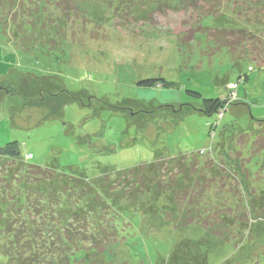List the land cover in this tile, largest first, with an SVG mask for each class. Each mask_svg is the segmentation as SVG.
<instances>
[{
    "label": "rangeland",
    "instance_id": "1",
    "mask_svg": "<svg viewBox=\"0 0 264 264\" xmlns=\"http://www.w3.org/2000/svg\"><path fill=\"white\" fill-rule=\"evenodd\" d=\"M57 2L41 0L36 6L29 0L1 3L4 9L12 6L19 10L16 16L22 20L30 21L28 16L33 10L41 20H52L51 26L30 31L32 42L23 37L30 32H22L17 47L14 43L20 33L10 31L5 37L0 30V147L16 143L23 159L17 164L0 160L7 179L2 184L3 194L10 197L11 188L29 180L28 184L34 183L33 189L40 192L36 193L37 199L46 196L53 214L56 216L59 209V217L71 221V207H65L67 199L60 201L59 193L69 195V205L77 202L79 193L83 200L78 214L84 216L82 219H93L95 229L90 230L96 233L102 229L99 221L107 212L102 200L80 189L75 194V189H69L73 184L63 183L59 173L91 184L101 181L100 188L94 191L100 192L99 196L117 214L114 223L119 234H128L124 240L129 235L131 238L122 243L119 236L120 242L109 244L105 252H91L89 241L86 250V245L80 243L79 248L85 251L68 253L69 264H264L263 257L254 259L264 254V193H260V189L264 190V150L253 153L252 149L258 135L264 138V64L251 56L231 54L204 38L198 29V25L211 29L245 28L230 11L232 5L218 15L219 11L204 13L208 3L202 1L206 7L200 12V21V15L192 9L165 6L150 20L134 21L133 17L150 11V6L141 5L128 15H119L116 10L120 1L91 0L82 3L78 11L65 13L56 9ZM122 11L126 12L124 8ZM263 17L258 20V28ZM258 28L252 27L255 33ZM56 30H63L64 39L54 35ZM196 31L189 42V36ZM28 46L30 51L26 50ZM145 80L157 83L150 88L138 86ZM193 93L201 99L225 100L220 109L223 117L217 120V116L200 113L201 100ZM227 120L248 135L238 138L244 145L241 152L245 160L240 161L239 154L231 155L228 166L242 169L243 164L251 162L247 177L252 182L246 178L247 189L231 173L230 184L220 181L212 192L215 194L221 187L239 199L231 205L230 213L235 214L239 228L236 250L233 241L225 242L217 235L227 233L220 222L222 214L216 218L218 225L209 232L214 239L199 225L181 226L176 219L171 221L174 216L168 217L167 212L173 198L167 193L158 194L151 188H144V195L135 197L122 193L136 185L142 187L153 178L174 187L173 176L184 173L185 163L180 157L197 155L209 147L212 151L217 133ZM211 160L209 156L203 161L211 167ZM140 164L148 165L147 169ZM188 164L186 173L194 176L196 157ZM32 165L50 169L53 176ZM134 167L137 168L128 171ZM175 193L178 196V191ZM179 193L182 196L183 191ZM12 199H17L16 195ZM29 199L34 198L29 195ZM214 200L219 204L220 199ZM183 205L182 208L189 206ZM17 207H11L4 216L11 220L17 217ZM178 209L172 211L178 214ZM256 229L261 234H256ZM234 251L237 254L233 261H225Z\"/></svg>",
    "mask_w": 264,
    "mask_h": 264
},
{
    "label": "trees",
    "instance_id": "2",
    "mask_svg": "<svg viewBox=\"0 0 264 264\" xmlns=\"http://www.w3.org/2000/svg\"><path fill=\"white\" fill-rule=\"evenodd\" d=\"M2 1L3 0H0V12H1L0 30L2 35H4L5 37L7 33H9L10 31L14 32L16 30L18 31L17 34L20 33L18 34L17 37L18 40L15 39L16 43L14 44L16 47L19 46L17 44V41H21L22 32L24 33L27 30L30 32L32 31V29L35 28L36 30L37 27H42V26L44 27V25L51 26L52 20L51 19L44 20V18L43 20H41L40 15L36 14L37 12L35 10L29 13L28 18L32 19L33 17L37 16L36 21L33 22L31 19L30 21L29 20L25 21L20 19L18 16H16V13H19L18 12L19 10H13L11 8L12 6L11 7L9 6L8 9H4L1 4ZM13 1L14 0H12V2ZM17 1L19 2L20 0ZM29 1H30V5L34 4L35 6L41 2V0H29ZM57 1H58L57 4H55L56 9L68 13L70 11H73L74 9H76L77 11L80 10L81 9L80 5L82 3H84L85 1L90 2L91 0H57ZM118 1H120V6L117 7L116 13H118L119 15L120 13H124L128 15V13L132 8L133 9L138 8L141 5L150 6V11H148L144 15L142 13L137 15L136 17H133L134 21H138V20L146 21L147 19L150 20L152 18V15L156 11L164 10L163 8L164 6L169 8H177V9L178 8L187 9V10L192 9L194 10V12L200 15V18L198 20L200 21L202 17L200 12H204L202 10H204V8L206 7L205 3L204 2L202 3V1H206V3H208V9L204 13H208L209 11L213 14H217L216 11H219L218 15L224 8H228L229 6L232 5V9L230 11L239 21H241L245 25V28L243 27L238 29H223V28L211 29L209 27H201L200 25H198V29L200 30V33H202L204 38H206L207 40L213 41L216 46L227 48L231 52V54H236L238 56H243V57L251 56L253 59L258 60L261 65L264 64V17L263 20L261 21L262 23L261 28H258L257 26L258 20L261 18V16H264V0H118ZM16 6L18 9H21V11L24 10L22 6L19 7L18 4ZM123 8L125 9L126 12L122 11ZM252 27L259 29L257 30V33H255ZM32 32H30L29 34L24 33L23 34L24 39L26 38L28 39V41L32 42L33 39L30 38ZM197 32L198 31L191 33V35L189 36L190 37L189 42L194 40L195 34ZM54 35H56L61 39H64L65 37L63 30L62 31L56 30ZM179 38H181V36ZM181 44L182 41H179V45ZM26 50L30 51L31 47L28 46ZM22 52L30 55L32 53L28 51L26 52L22 51ZM156 83L157 80H145L139 82L138 86L150 88ZM1 87H3V82L0 83V88ZM6 93H11V92L6 91ZM192 95H194L197 99L201 100L200 110H199L200 113L204 114L207 117L217 116V120H218V118L221 116L220 109L224 107L225 100L201 99V96L198 93H193ZM222 117L223 116H221L220 119ZM230 123L231 122L227 120L221 125L222 127L223 126L224 127L223 129L220 130V132L218 131L217 142L212 151L209 147V149L201 150L197 155L191 154L184 158L180 157L182 158V161H184L185 163L184 166H182L184 167V173L175 174L173 176L175 180L174 187H172V185L168 183L160 184L159 181H155L156 178H153L154 181H151L142 187L140 186L138 187L136 185L133 189H131L130 187L129 189L125 190L126 192L125 191L124 192L121 191V192L124 193L125 195H129L130 197L144 195V188L155 189L156 193L160 192V194H162V192L167 193L166 195L168 197L172 196L173 198L171 200L172 202H170L171 212L168 211L167 213H168V217L172 218L174 216V218L172 220L169 218V220L173 221L174 219H176L177 223L181 226H188L193 224L199 225L205 230H207V233L210 235V238H214V239L215 237H213L212 233L209 232H212V228L218 225L216 218L221 217L222 214V219L220 222H222L221 224H223L225 230H227V233L223 232L226 233L224 236L228 235V237L225 238L224 236H222L223 233L217 235L221 237L225 242H228L229 240L233 241L235 243V250L237 248L239 249L238 237H237L239 228H238V224L235 223L237 221H235L234 219V217L236 216L235 214H230L231 211L233 210V207L231 205L236 200L238 201L239 199L235 197L236 195L234 194L230 196V194L226 193L227 192L226 189H221V187H219L218 191L215 194L212 193L214 185L216 184L218 185L220 181H222L223 185L230 184L229 179L231 177L230 176L231 173H233L234 179L237 180L238 183L241 184V186L244 187L245 189L248 188L245 182L246 178H248L249 181L252 180L249 179V177H247L250 171L249 167L251 162L246 166H244L245 164L242 163L243 164L242 169L244 168L243 170L238 168L233 169L231 166H228V164L231 161V159H229L231 155L239 154L238 155L239 160L240 161L245 160V156L241 152V147L244 145H240V141L238 140L241 137L247 135L246 130L239 127L238 125L236 126L230 125ZM234 123L236 124V122ZM240 131L241 132L243 131V133L241 134ZM261 133L262 132H260V134ZM246 137L248 138V135ZM260 143L261 144L264 143V138H262L261 135H258L252 144L253 153H255V151L259 152L261 150H264V145L259 146ZM205 154L211 156L212 158L211 161H214V164L211 167L208 166V164L205 161H203L205 159H208L209 157V156L204 157ZM26 155L30 156V154H26ZM194 157H196V162L198 163L197 170L194 176L188 177V173H186V169L190 165L188 163H190ZM27 158H25L24 156V159H26V161L32 159V156H30V159ZM1 159L11 160L16 164L21 160H23L20 156L19 147L17 146L16 143H7L5 146L0 147V160ZM170 159L174 160L179 158H174V159L170 158ZM140 165L145 166V170L147 169L148 165L147 166L146 164H140ZM32 166L34 167V169L39 168L44 173L45 171L49 172V175L53 176L52 172H50L51 170L48 168L45 169L34 165ZM238 166L239 168L241 167V165L239 164ZM137 167H134L133 169H129L128 171H132ZM59 174L61 177H63V181H62L63 183L66 182L73 184V187L69 189H75V194L78 193L79 192L78 190L80 189L83 190L84 193L86 194L88 193L89 196H91L92 194L93 197L97 195L99 199L102 200V204H103L102 208H104L105 211H107L105 215V219L99 221L102 229L101 230L98 229L95 233L90 230L92 228L95 229L94 227L95 223L91 222L93 221V219L89 220L90 218L89 219L80 218L84 216H82V214L80 215L78 214L79 205L82 203L83 200V197L79 195V193L76 196V198L78 197L77 202H75L73 205H69L70 204V200H68L70 199L69 195H66L64 192L59 193L60 201H62L63 199H67L65 200L66 201L65 207L68 206L71 207L69 208L73 213V218L71 221H68L65 216L60 218L59 216L61 214V211H59V209L57 215L55 216L53 214V211L51 210V207H49V202L48 200H46V196H44L45 198L41 197L40 200L37 199L36 193L40 194V192L35 191L33 189V187L35 186L34 183H32V185L28 184L29 180L27 181L22 180L18 182L13 188H11L9 192L10 197L5 196L1 188H2V184L4 182L6 183L7 181V179L4 177L6 176V170L2 169V167L0 166L1 264H69L67 260L68 253L75 255L77 251L78 253H80L81 251L84 252L89 246L88 241L91 243V246H89L92 248L91 252L103 251V250L105 252V248L109 246V244L120 242L119 236L120 238H123L122 243L128 242V239L131 238V235H129L128 238H125L124 240V236L128 234H122V235L119 234L118 230L116 229V225L114 223V221L116 220L115 215L117 214L114 213L108 202L99 196L98 193L100 192L94 191L100 188L101 181L98 180L97 182H92L91 184L88 181H84L77 177L63 175L61 173ZM198 174L199 176H196ZM26 186H29V188H27L29 191L27 192H25ZM253 190L256 191V188H253ZM260 190H261L260 193H264V190L262 189ZM177 191H178V196L175 193ZM179 191H183L182 196H179L180 194ZM12 195H16L17 199H12ZM29 195L30 198L31 197L34 198L32 199V201H30ZM175 196H177V200H178L176 202L174 199ZM228 197H232L231 199L233 200L230 202H226V199H228ZM215 198L217 200L220 199L219 204H217L216 200H214ZM17 200L21 201L22 206L21 204L16 203ZM183 203L189 204V206L182 208L184 206ZM15 204L18 206L17 207L18 221H17V217H13V219L11 220L10 216H4V212L7 213V211L11 207L12 208L16 207ZM59 204L60 206H62V202H59ZM240 204L244 206V203H239V205ZM3 205L5 206L3 207ZM45 206H47L48 208L44 209ZM174 208H179L178 211L176 212L178 214H175L173 212L175 211ZM226 212H229L228 216H230V218L227 217ZM35 214H37V217H34ZM180 214L183 215L179 217ZM109 219L111 221H108ZM254 226L256 228L257 224ZM21 231L23 232L21 233ZM255 233L261 234L257 229ZM89 235L91 236V238H89L90 237ZM3 236H5V238ZM80 243H82V245H86L84 247L85 250L84 249L81 250V248H79ZM95 243H99V246H97L96 244L97 249L96 246H94ZM236 254L237 252L235 253L234 251V253L231 254L230 257L227 258L225 261L231 263ZM262 254L263 253L257 254L254 259H258L259 257H263L264 259V254L263 255ZM55 256H57L56 257L57 259L55 258ZM38 259H40L41 261H38Z\"/></svg>",
    "mask_w": 264,
    "mask_h": 264
}]
</instances>
